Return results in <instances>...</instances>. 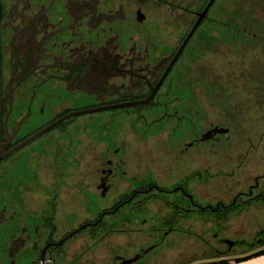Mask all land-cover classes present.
<instances>
[{
	"label": "flooded vegetation",
	"instance_id": "flooded-vegetation-1",
	"mask_svg": "<svg viewBox=\"0 0 264 264\" xmlns=\"http://www.w3.org/2000/svg\"><path fill=\"white\" fill-rule=\"evenodd\" d=\"M209 1L0 0V264L129 259L105 263L74 249V239L89 235L98 246L105 216L127 205L137 214L151 208L166 225L149 223V239L158 232L160 242L148 251L196 215L229 222L264 209V163L256 154L264 153V0L260 14L239 5L241 23L231 0H213L201 15ZM122 115L129 126L120 136L100 135ZM197 123L204 125L198 132ZM78 127L88 151H57ZM127 160L134 168L126 169ZM47 170L52 184L44 187ZM74 172L81 184L98 176L103 197L123 181L119 188H127L110 209L74 227L72 210L58 211ZM167 172L169 186L160 183ZM203 187L221 194L214 205L193 197Z\"/></svg>",
	"mask_w": 264,
	"mask_h": 264
},
{
	"label": "rangeland",
	"instance_id": "rangeland-1",
	"mask_svg": "<svg viewBox=\"0 0 264 264\" xmlns=\"http://www.w3.org/2000/svg\"><path fill=\"white\" fill-rule=\"evenodd\" d=\"M231 2L233 4L232 15L234 19H237L240 23L246 21L242 19L241 13L239 11V5L241 4L246 5L248 3L247 8L253 10L256 14H260L258 11V0H231ZM222 3L224 4V1ZM217 11H220V9H217ZM223 19H225V17H223ZM254 23L258 24L259 21H254ZM123 118L124 117L122 115V118L119 122H115V120L114 122L109 123H113L109 127L100 128V135L103 136L105 134H113L116 136H120L121 131L119 129L123 128L124 131L129 126L128 121H123ZM129 120L133 121L132 119ZM183 122V127L187 128L190 125L189 121ZM138 125H140L141 127L144 126L143 121H140ZM203 128L204 125L202 123H197V132ZM188 130L189 129L187 128L186 132ZM71 133H73L72 135L74 136L73 138H70L69 145L66 144L64 148L63 146L58 145L55 147V149H57V151L59 150V152L61 150L62 152L69 151L70 155L75 152V150H79L82 152L88 151L87 148H89L90 145H82L83 141L85 142V138H83V130H79L78 127L75 128ZM147 134L148 132L144 130L143 135L147 136ZM236 135H238V133ZM78 136H80V139L76 138ZM98 143H100V141H92L91 145L93 146ZM81 146H83L82 149L80 148ZM55 149L52 148L51 150L54 151ZM51 150H48L46 153H53ZM256 154L259 161L264 163V153L261 154L260 152ZM46 167H48V165H46ZM130 168H134V163L132 160H127L126 169L129 170ZM45 173L48 175V177H46L47 180H45L44 182L42 178V185H44V187L50 186L52 184L49 170L45 171ZM159 173L160 172H157L158 177L161 179L162 176L159 175ZM167 173L170 174V172ZM168 174L167 176L164 175L163 181L160 182L165 184L166 186H169V182L172 181L171 174ZM31 175L34 176L33 172ZM72 178L73 187L68 189L65 188L63 192V199H68V203L64 202L60 204L58 207V211L59 213L62 212L63 215L66 211H68L69 214V211L72 210L74 215V227H77L78 225L87 221L88 218L90 219L92 216H96L98 209H110V205L114 203L121 195V193H123L124 189L127 188V186L124 187V189L119 188L121 185L123 186V184L127 185V181H123V183H121L119 187L109 190L103 197L101 196V194H99V190H97L98 176L94 177L93 175H90L88 177H85L89 178L86 180V182L84 181L85 184L80 183V176L78 178L76 172H74ZM218 178L220 177L217 176L215 179ZM238 178L241 179L240 176H238ZM209 179L210 178L206 180ZM211 180V182L214 184L219 183L217 180ZM27 183L28 182L26 181V179H23L19 182L20 185H24ZM69 183L71 184V181H69ZM213 189L214 187H203L199 191V193L194 194L193 197L202 207L207 205H214L216 198L221 194ZM45 193H47V190L43 189L40 198L44 199ZM85 197H88L87 204L85 202ZM160 197L169 199L170 195L161 194ZM260 207L261 206H258V208H252V210L247 211V213L245 212L246 215L242 216L240 218V221L239 219H231L229 222H225L224 219L218 218V221L216 222H214L213 220H210V222H208L210 218H207L206 215H196L195 218L191 219V222L188 221L187 223H185V221H183L182 224L180 223L182 225L180 229L184 228L183 230H181V234H173V236H171L167 242L160 243L149 254L143 256L133 264H144L147 261L151 260H153V262H150L152 264H165L167 261H169V264H178L180 262L188 263L193 260H197L198 258H209L211 257L213 251L222 252V247L227 251L230 250L231 245L226 248V246H224L222 243L223 241H221L222 239L230 243L236 241L241 243L240 245H232L234 252H249L254 249L256 245L260 246L261 240L264 239V209ZM161 210L163 211V209ZM159 215V213L152 212L151 208L147 209L142 214H137L135 211L130 209L129 205H127V207L121 209V212L105 216V235L103 236L105 239H101L98 246L96 243L94 244L93 240L91 239V235H89L88 238L85 237L86 239L84 240H81L80 238L74 239V249L75 251H81V249L83 248L85 251L86 249L88 251H92L96 254V256L100 255V258L105 260V263L109 261L111 262V260H113L116 255L120 254L122 257L123 255L125 257L127 256V258L132 257L133 255L131 254L133 251H136L138 249L146 250L150 248L149 246L152 244L151 242H160L158 240V232L153 239H149V233L151 232L149 223L153 222L152 226L155 225L156 229L157 227L162 230L166 229V225L162 224V220L160 219ZM141 219L146 220L148 225L138 224V221H140ZM123 228L128 230L124 234H122L121 232ZM136 228H139L141 232H136ZM88 257L90 258V256Z\"/></svg>",
	"mask_w": 264,
	"mask_h": 264
},
{
	"label": "crops",
	"instance_id": "crops-1",
	"mask_svg": "<svg viewBox=\"0 0 264 264\" xmlns=\"http://www.w3.org/2000/svg\"><path fill=\"white\" fill-rule=\"evenodd\" d=\"M263 249H264V244H260V246L256 245V247L249 252H244V251L243 252L242 251L234 252L233 251L234 249H231L230 251H226V252H224V251H222V252L221 251H213L211 257H209V258H203V259L198 258L197 260H193V261L188 262V263H181L180 262L178 264H211L213 262H217V261H221V260H226L227 264H264V253L259 254L257 256L247 258V259L237 260L239 258H243V257H246L248 255H252V254L259 252ZM135 253H136V251H133L131 255H134ZM149 253H147V254H149ZM150 262H153V260L147 261L144 264H148ZM150 264H152V263H150ZM153 264H155V263H153ZM165 264H169V261H167Z\"/></svg>",
	"mask_w": 264,
	"mask_h": 264
},
{
	"label": "water",
	"instance_id": "water-1",
	"mask_svg": "<svg viewBox=\"0 0 264 264\" xmlns=\"http://www.w3.org/2000/svg\"><path fill=\"white\" fill-rule=\"evenodd\" d=\"M212 1H213V0H210V1H209V3L207 4L206 8L204 9V11H203V13H202L201 15H204V14H205L206 10L208 9V7H209L210 4L212 3ZM199 21H200V18H199V20L197 21V23L195 24V26H194V28L192 29V31L189 33V35H188V36L186 37V39L184 40L183 44L181 45V47H180V49H179V52H180V50L184 47V45L186 44V42H187V40L190 38V36L192 35L193 30L195 29V27H196V25L198 24ZM179 52H178V53H179ZM147 102H148V100H146V101H140V102H135V103H137V104H145V103H147ZM118 106H119V105H118ZM120 106H121V105H120ZM89 111H91V110H86V111H81V112H76V113H70V114L67 115L65 118L59 120L58 122H55L54 124L48 126V127L45 128V129L41 130L38 134H42L43 132L49 130V129L52 128L54 125L60 123L62 120L66 119V118H68V117H70V116H73V115H75V114L86 113V112H89ZM102 195H103V193H102ZM240 244H241V243H239V242H237V241H236V242H232V243L229 242V245H231V246H232V245H240ZM242 244H243V243H242ZM149 252H150V251H148V250L140 251V252H138L136 255H134L133 257H131V258H129V259H121V262L118 263V264H133V263L137 262L139 259H141L142 256L146 255V254L149 253Z\"/></svg>",
	"mask_w": 264,
	"mask_h": 264
},
{
	"label": "trees",
	"instance_id": "trees-1",
	"mask_svg": "<svg viewBox=\"0 0 264 264\" xmlns=\"http://www.w3.org/2000/svg\"><path fill=\"white\" fill-rule=\"evenodd\" d=\"M202 210H203V212H209V211H210L208 208H204V209H202ZM260 244H264V239L261 240ZM249 246H250V245H249ZM262 253H264V249L261 250V251H259V252L254 253V254H252V255H248V256H246V257L239 258V259H237V260L247 259V258H250V257H253V256H257V255L262 254ZM211 264H227V261H226V260H221V261L213 262V263H211Z\"/></svg>",
	"mask_w": 264,
	"mask_h": 264
}]
</instances>
